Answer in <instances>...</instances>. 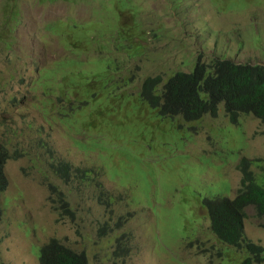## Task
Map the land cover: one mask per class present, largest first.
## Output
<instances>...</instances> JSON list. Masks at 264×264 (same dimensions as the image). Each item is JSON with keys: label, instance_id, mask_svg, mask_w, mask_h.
Masks as SVG:
<instances>
[{"label": "rangeland", "instance_id": "1", "mask_svg": "<svg viewBox=\"0 0 264 264\" xmlns=\"http://www.w3.org/2000/svg\"><path fill=\"white\" fill-rule=\"evenodd\" d=\"M20 17L37 34L27 23L11 32ZM38 42L49 63L37 74ZM199 57L264 65V0H0V141L13 155L0 264H40L51 237L89 264H240L246 254L212 234L204 200L236 197L243 158L264 187V123L233 125L223 105L217 118H161L140 95L146 78L165 84ZM81 168L93 181L81 183ZM72 174L75 214L59 216L48 186ZM103 195L115 198L107 213ZM126 210L105 237V218L115 226ZM247 213V238L264 247V216Z\"/></svg>", "mask_w": 264, "mask_h": 264}, {"label": "trees", "instance_id": "2", "mask_svg": "<svg viewBox=\"0 0 264 264\" xmlns=\"http://www.w3.org/2000/svg\"><path fill=\"white\" fill-rule=\"evenodd\" d=\"M162 84L161 76L148 78L141 90V97L149 102L152 109L159 111L161 118L180 116L186 122L198 121L206 115L215 118L223 105L233 125L239 124L242 115H253L264 123V65L235 63L221 58L205 64L199 57L192 72H178ZM11 157L9 148L0 142V221L3 217L2 195L9 185L5 166ZM252 165L251 160L241 161L242 171L238 168L242 174L241 188L234 199H207L204 206L210 229L217 240L246 254L240 264L264 263V247L246 235L248 208L254 207L259 217L264 216V187L257 181L255 173L249 170ZM102 202L107 213L115 198L103 195ZM130 214L126 210L115 226L105 218L100 230L116 231L112 228L123 223ZM40 258L41 264H88L85 253L78 254L58 238L41 247Z\"/></svg>", "mask_w": 264, "mask_h": 264}, {"label": "clouds", "instance_id": "3", "mask_svg": "<svg viewBox=\"0 0 264 264\" xmlns=\"http://www.w3.org/2000/svg\"><path fill=\"white\" fill-rule=\"evenodd\" d=\"M28 24V25H31L32 26V28L34 29V31H35V34H37V27H36V24L30 19L29 21H27L26 22V20H24V18L23 17H20V20H19V22H17V23H13V22H11L10 24H9V28H10V31L11 32H14L16 29H18L21 25H24V24ZM36 48H38V49H40L41 51H42V53L45 55V58H46V62L43 64V65H39L38 67H37V69H36V73L38 74L39 73V71L43 68V67H45L46 65H48V63H49V61H48V58H47V56H46V53H45V51H44V49L42 48V46L40 45V43L38 42V45H37V47ZM199 60V59H198ZM206 64V63H205ZM178 73V72H177ZM186 73V72H185ZM190 73V72H189ZM157 76H160V75H157ZM174 76V75H173ZM156 77V76H155ZM155 77H148V78H155ZM148 78H146L145 80H144V82L148 79ZM163 79V78H162ZM169 80V79H168ZM167 80V81H168ZM164 81V80H163ZM143 82V83H144ZM142 86H143V84H142ZM141 90H142V88H141ZM140 95H141V91H140ZM219 110H220V108H219ZM226 114V113H225ZM218 115H219V113H218ZM206 116H210V115H206ZM205 117V116H204ZM210 117H212V116H210ZM218 117V116H217ZM217 117H215V118H217ZM214 118V117H213ZM240 118H241V116H240ZM239 122H240V119H239ZM0 142H2V143H4L7 147H8V145L5 143V142H3V141H0ZM9 148V147H8ZM12 157H13V155H12ZM11 157V158H12ZM15 157H19V155L18 154H16V156ZM10 158V159H11ZM243 159H247V158H243ZM242 159V160H243ZM241 160V161H242ZM248 160H250V159H248ZM241 161H240V163L238 164V168H240V170H241ZM252 162H253V160H251ZM8 162V161H7ZM7 164V163H6ZM253 166V165H252ZM56 170L59 172V173H61V171H60V167L59 166H56ZM249 170H251L252 171V167L249 169ZM242 171V170H241ZM76 173H80V180H81V183H86V182H88V181H93V178H87V175H89L90 174V170L89 169H83V168H81L78 172H76ZM241 173V172H240ZM74 174V173H73ZM73 174L72 175H68L67 177H66V179L63 181V182H61V183H58V184H56V183H54V184H52V185H49L48 186V191H49V194H48V196H49V198H50V202H52V204H53V206H54V208H55V210H56V213L59 215V216H64V217H66V216H70V215H73V214H75V209L73 208V206H72V203H71V200H70V197H69V194H68V192H67V190H66V188H65V186H67V185H70L72 182H73V180H74V177H73ZM242 175V174H241ZM241 179H242V177H241ZM9 184H10V180H9ZM240 185H241V182H240ZM8 187H9V185H8ZM8 187H7V189H8ZM240 188H241V186H240ZM239 188V189H240ZM6 189V190H7ZM238 189V190H239ZM5 190V191H6ZM5 191H4V193H5ZM237 193H238V191H237ZM237 196V195H236ZM101 197H103V196H101ZM207 199H205L204 200V206H205V201H206ZM101 204H102V206H104V204H103V202H101ZM132 215H134L133 213H131L127 218H125L124 220H123V224H124V226L126 225V223L128 222V221H130V219L132 218ZM121 228H118L116 231H112V232H109V234L107 235V236H105V237H110L111 236V234H113L114 232H117L118 230H120ZM212 232V231H211ZM213 234V233H212ZM214 235V234H213ZM215 236V235H214ZM53 238H57V237H51L45 244H47V243H49ZM102 238H104V237H102ZM129 236L128 235H126V234H123V235H121V236H118L117 238H116V242L118 243V244H120L119 246H118V249H122V250H125V251H127V252H129V249H130V247L128 246V242H129ZM217 239V238H216ZM60 240V239H59ZM219 241V240H218ZM61 242V241H60ZM62 243V242H61ZM221 243V242H220ZM45 244H43V246L45 245ZM63 244V243H62ZM223 244V243H222ZM65 245V244H64ZM66 246V245H65ZM262 246V245H261ZM68 247V246H67ZM78 254H83V253H85V252H81V253H79V252H77ZM86 254V253H85ZM86 256H87V254H86ZM87 260H88V264H89V258H88V256H87ZM39 262H40V264H41V258H39ZM263 264V263H262Z\"/></svg>", "mask_w": 264, "mask_h": 264}]
</instances>
